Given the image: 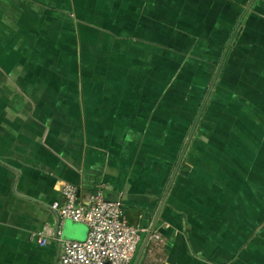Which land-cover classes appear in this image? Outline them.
Returning <instances> with one entry per match:
<instances>
[{
  "label": "crops",
  "instance_id": "obj_1",
  "mask_svg": "<svg viewBox=\"0 0 264 264\" xmlns=\"http://www.w3.org/2000/svg\"><path fill=\"white\" fill-rule=\"evenodd\" d=\"M244 1L0 0V264H57L61 239L87 237L86 223L51 209L65 183L116 193L147 228L130 264H264V73L233 80L261 104L234 112L244 137L192 136L166 193L196 103L177 87L220 58L216 82ZM157 214L161 238L141 250Z\"/></svg>",
  "mask_w": 264,
  "mask_h": 264
},
{
  "label": "rangeland",
  "instance_id": "obj_2",
  "mask_svg": "<svg viewBox=\"0 0 264 264\" xmlns=\"http://www.w3.org/2000/svg\"><path fill=\"white\" fill-rule=\"evenodd\" d=\"M250 0H245L242 4V10L239 15L236 17V22L231 30V34L227 40V43L230 42V48L226 53L225 61L221 66V70L217 74V80L214 84V87L211 91L210 97L208 102L205 105V108L201 110L204 99L210 89L212 81L214 77H216V71L218 64L220 63V58L218 59L216 66L214 69H211L208 72V77H205L204 74H194L193 79L190 78L184 79L183 86H178L176 93L182 95L184 98H192L196 103L193 110V117L190 118L188 121H184L186 123L188 129L186 133H183L181 144L178 151V157L185 145V141L189 136L191 129L194 127V135L193 138H199V140H209L211 143H218V142H225L233 141L238 137V141L240 138L244 137V135H240L238 125L241 124V121L245 120L244 118H235L234 112H237V115L240 110H256L259 109V103H256L254 95H248V86L242 87H235L232 86L233 80L236 77L241 78H249L261 76L264 73V66L263 63L258 60L255 55V52H259L260 49H264V40L261 38L260 31L264 28V0H255V2L251 5L248 9V3ZM70 6H65V13L67 20L72 18L73 10H70ZM88 6H83V9H87ZM105 12V9H102ZM251 16H247L248 14ZM255 16V20L253 16ZM248 17V18H247ZM249 20L250 24L256 27V31L249 32L247 34H243L245 27V20ZM73 21V20H72ZM240 21V23H239ZM74 26L76 25L75 21ZM239 23V27L233 32L234 27ZM73 25V23L71 22ZM71 24L67 23V29L71 28ZM105 25V24H104ZM251 28V27H250ZM51 30V34H55V30ZM51 35V36H52ZM57 35V34H55ZM57 39V38H56ZM45 40V39H44ZM70 41L73 44V37L71 35ZM52 42V40H51ZM226 43V44H227ZM242 47L243 50H250L254 52L250 57L253 61H248L245 58V52L240 49ZM264 52V51H261ZM224 55V53H223ZM222 55V56H223ZM221 57V55H220ZM264 61V60H263ZM237 67L240 73L236 74L234 72V67ZM261 68H260V67ZM260 68V69H259ZM226 73V75H225ZM251 73V75H250ZM225 76L227 79H225ZM222 79V80H221ZM221 80V82H220ZM169 85L162 87V93L164 94L165 91L168 92ZM241 89V102L240 105L237 107L235 106V91H239ZM186 109L185 104L183 106L179 105V112H184ZM201 110V111H200ZM199 112H202V115L196 123L197 115ZM221 115V117H217ZM180 118V117H179ZM188 122V123H187ZM196 123V124H195ZM226 127L227 129L231 130V134L227 133L225 135H219V133H215L217 131L216 127ZM238 133V134H236ZM226 136V140L223 138ZM260 136V135H259ZM261 138L264 142V135H261ZM195 139V140H196ZM188 155V154H187ZM189 157V155H188ZM187 159L184 157L182 162L183 165L186 166L187 163H184ZM245 171V170H244ZM244 175L246 173H243ZM264 176V175H263ZM260 187L264 191V181L260 183ZM257 193L256 190H252V193Z\"/></svg>",
  "mask_w": 264,
  "mask_h": 264
},
{
  "label": "built area",
  "instance_id": "obj_3",
  "mask_svg": "<svg viewBox=\"0 0 264 264\" xmlns=\"http://www.w3.org/2000/svg\"><path fill=\"white\" fill-rule=\"evenodd\" d=\"M63 202L54 201L51 209L60 219H71L88 225L83 240L61 239L57 264H130L146 231L141 223H130L120 201L105 200L103 189L81 195L78 186L65 183ZM150 238L160 239L161 233L151 229ZM60 233V230H58ZM47 243V237L33 235Z\"/></svg>",
  "mask_w": 264,
  "mask_h": 264
},
{
  "label": "water",
  "instance_id": "obj_4",
  "mask_svg": "<svg viewBox=\"0 0 264 264\" xmlns=\"http://www.w3.org/2000/svg\"><path fill=\"white\" fill-rule=\"evenodd\" d=\"M252 1H254V0H252ZM251 4H252V3H250V5H248V7H247L248 9L250 8ZM215 79H216V78H215ZM215 79H214V82H215ZM211 88H212V87H211ZM207 100H208V97L205 99L204 104L202 105V106H203L202 108H204V106H205ZM199 116H200V113H199ZM198 119H199V118H197V121H198ZM197 121H196V122H197ZM193 130H194V129H193ZM192 136H193V131L190 133V135H189V137H188V141H187L185 147L183 148V150H182V152H181V154H180V157H179V159H178L177 165H176V167H175V169H174V172H173V174H172V176H171V179H170V182H169V185H168V188H167L166 193H168V191H169L170 187L172 186L173 181H174V179H175V177H176V174H177L179 168H180L181 165H182V162H183L184 156H185V154H186V150H187L188 144H189V142H190ZM107 193H108V192H107ZM104 198H105V200H109V201H118V199H117V194H116V193H112V194H111V193H108V194L104 195ZM158 215H159V214H157L156 218L154 219L153 224L151 225V229L154 228V226H155V224H156V222H157V219H158ZM150 234H151V232H149V233L147 234V237H146V239H145V241H144V243H143V246H142V249H141V250H143V248H144V246H145V243L147 242V240H148ZM136 264H137V261H136Z\"/></svg>",
  "mask_w": 264,
  "mask_h": 264
}]
</instances>
